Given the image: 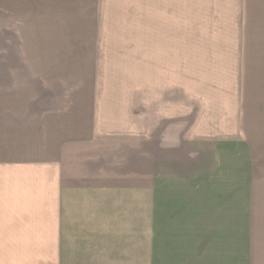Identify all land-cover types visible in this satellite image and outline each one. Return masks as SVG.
<instances>
[{
    "label": "crops",
    "instance_id": "0c3cea01",
    "mask_svg": "<svg viewBox=\"0 0 264 264\" xmlns=\"http://www.w3.org/2000/svg\"><path fill=\"white\" fill-rule=\"evenodd\" d=\"M207 1L145 86L61 104L1 79L0 264H120L140 196L147 260L264 264V0Z\"/></svg>",
    "mask_w": 264,
    "mask_h": 264
},
{
    "label": "rangeland",
    "instance_id": "374dc122",
    "mask_svg": "<svg viewBox=\"0 0 264 264\" xmlns=\"http://www.w3.org/2000/svg\"><path fill=\"white\" fill-rule=\"evenodd\" d=\"M181 4L162 6V0H0V83L21 73L15 77L28 84L19 87L27 97H53L61 104L85 98L87 89L92 94L96 88L105 89L102 93L114 97L118 83L145 86L150 68L154 72L167 66L171 73L182 56L189 58L181 41L206 33L199 23L218 13L207 0H181ZM209 33H220V27H211ZM141 198L145 199L139 197L136 211L130 209L133 202H126L130 208L123 207L124 227L136 224L138 228L132 235L137 242H124L120 264H158L156 256L147 260L146 210Z\"/></svg>",
    "mask_w": 264,
    "mask_h": 264
}]
</instances>
